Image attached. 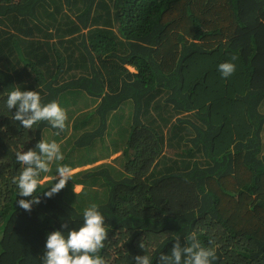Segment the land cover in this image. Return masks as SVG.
Segmentation results:
<instances>
[{"label": "trees", "instance_id": "1", "mask_svg": "<svg viewBox=\"0 0 264 264\" xmlns=\"http://www.w3.org/2000/svg\"><path fill=\"white\" fill-rule=\"evenodd\" d=\"M12 86L58 101L66 127L11 119ZM42 138L79 153L61 147L26 211L16 153ZM58 165L79 170L47 198ZM91 204L106 264H159L192 233L213 264H264V0H0V264H42Z\"/></svg>", "mask_w": 264, "mask_h": 264}, {"label": "clouds", "instance_id": "2", "mask_svg": "<svg viewBox=\"0 0 264 264\" xmlns=\"http://www.w3.org/2000/svg\"><path fill=\"white\" fill-rule=\"evenodd\" d=\"M131 71L134 68L128 67ZM236 69L232 62H222L218 70L225 78L231 76ZM5 104L8 109H16L11 119L18 121L26 129H32L38 122L45 121L52 128L63 130L66 127L67 114L56 100L44 103L41 94L36 90H24L21 86H12L4 93ZM65 141V140H64ZM71 151L75 150L70 147ZM64 159L60 144L56 141L40 139L36 148L27 151H18L16 160L20 165L18 175L13 177V183L19 190L20 197L32 199H19V206L31 211L33 205H39L41 199L35 195L39 185L50 171L53 162ZM72 180V170L66 165L56 168L55 183L43 191V195L52 198L58 194L69 180ZM76 193L77 189L74 187ZM67 228V224L62 225ZM109 228L101 210L91 204L83 210L82 224L67 231L55 230L49 232L44 245L42 264H106L105 258L100 255V250L105 247L108 239ZM191 243L183 247L179 240L175 243L170 253H162L159 264H213L216 253L212 247H204L197 239L196 233L190 237ZM141 248H145L142 243ZM136 264H152V259L147 253L135 257Z\"/></svg>", "mask_w": 264, "mask_h": 264}, {"label": "rangeland", "instance_id": "3", "mask_svg": "<svg viewBox=\"0 0 264 264\" xmlns=\"http://www.w3.org/2000/svg\"><path fill=\"white\" fill-rule=\"evenodd\" d=\"M75 116H76V115H74V116L71 118V121H70V125H71V127H72V125H73V123H74V121H75ZM70 131L72 132V131H73V128H71ZM74 142H75V140H73V138L70 139V140H68V141H67V140L64 141V139H63L62 142H60V147H66V146H70V147H72ZM69 143H70V144H69ZM65 145H66V146H65ZM97 147H99V144H98ZM77 150H78V149L71 151L70 155H72V154H76V153H77ZM78 153H79V151H78ZM78 153H77V154H78ZM121 154H122V153H117V154L113 155L111 158H109V159L107 160V162H109L110 160H113V159L119 157ZM103 162H104V161H103ZM100 163H101V162H100ZM78 170H79V169L74 170V171H72V173H74V172H76V171H78ZM46 180H48V179H45L44 181H46ZM76 189H77L76 192H80L81 189H82V187L77 186Z\"/></svg>", "mask_w": 264, "mask_h": 264}, {"label": "crops", "instance_id": "4", "mask_svg": "<svg viewBox=\"0 0 264 264\" xmlns=\"http://www.w3.org/2000/svg\"><path fill=\"white\" fill-rule=\"evenodd\" d=\"M79 187H81V186H79Z\"/></svg>", "mask_w": 264, "mask_h": 264}]
</instances>
